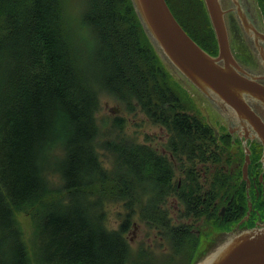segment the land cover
I'll return each mask as SVG.
<instances>
[{
  "label": "trees",
  "instance_id": "trees-1",
  "mask_svg": "<svg viewBox=\"0 0 264 264\" xmlns=\"http://www.w3.org/2000/svg\"><path fill=\"white\" fill-rule=\"evenodd\" d=\"M166 1L188 34L215 53L203 3L189 10ZM88 31L98 46L92 55L78 38ZM76 58L80 65L100 66L86 75L74 67ZM169 73L130 0H0V264H183L191 257L187 252L198 240L192 224L174 229L167 202L178 199L192 221H218L212 203L230 193L239 177L237 170H224L229 161L219 160L238 159L227 149L229 139L220 145L208 123L182 107L185 95ZM102 93L129 108L135 102L163 127L171 157L145 143L119 140L106 143L112 162L104 168L95 143ZM114 125L122 127V117ZM196 160H204V181ZM56 174L59 183L51 179ZM107 202L129 206L119 232L97 222L105 218ZM17 213L32 222V251ZM133 216L161 241L168 238L173 251L153 261L141 244L132 254L122 233Z\"/></svg>",
  "mask_w": 264,
  "mask_h": 264
},
{
  "label": "water",
  "instance_id": "water-1",
  "mask_svg": "<svg viewBox=\"0 0 264 264\" xmlns=\"http://www.w3.org/2000/svg\"><path fill=\"white\" fill-rule=\"evenodd\" d=\"M131 1L144 31L164 61L203 92L223 115L248 124L264 143V121L251 106L256 101L264 107V83L245 72L233 57L224 19L227 10L221 0H204L218 43L216 56L204 51L184 31L165 0ZM253 1L255 4L250 6L256 5L263 23L264 0ZM173 2L193 10L203 0ZM232 10L254 45L262 49L260 42H264V34L253 25L243 4L234 0ZM232 41L236 53L246 61L247 50L234 39ZM245 158L244 175L248 164L247 156ZM240 224L220 232V236L197 256L194 264H264V221L257 222L252 228L240 227Z\"/></svg>",
  "mask_w": 264,
  "mask_h": 264
},
{
  "label": "rangeland",
  "instance_id": "rangeland-1",
  "mask_svg": "<svg viewBox=\"0 0 264 264\" xmlns=\"http://www.w3.org/2000/svg\"><path fill=\"white\" fill-rule=\"evenodd\" d=\"M81 3L83 0H80ZM75 21L79 20L80 13L75 11L74 13ZM71 28L79 31V25L75 24L74 21L69 22ZM93 32H81L78 37L79 42H86L87 45L85 49L92 55V52L98 49V46L93 45V39L91 38ZM102 45L99 49H103ZM76 52V49L74 50ZM105 52V49L104 51ZM106 54V53H105ZM97 57V55H96ZM88 63H90V58H87ZM74 67L84 74L87 75L88 70H92L95 66H100L99 64H84L80 65V62L76 58V63L72 61ZM169 68V69H168ZM168 70L170 75L173 77V86L178 90L181 95H185V101H181L182 107L189 109L191 112L197 114L204 122H209L217 133H220L225 129L223 126L222 118L213 108L214 106L205 98L193 85H191L182 75L176 72L170 65H168ZM104 69L102 70V72ZM110 84L111 82H107ZM111 85V84H110ZM190 102V105L187 102ZM96 123L99 126V133L96 138V151L100 162L103 167L109 169L112 162V154L106 147L107 142L118 143L119 140H124V142L136 141L143 143L148 138V142L152 143L154 146L159 147L160 150L165 149L166 139L170 136L168 132L161 126L154 125L145 114H143L137 107L135 102H132L130 108L127 107V103L123 101L115 100L113 97L102 93L99 96V108L95 113ZM116 117H122L123 126L118 127L114 125V119ZM229 139V137L225 136ZM230 140V139H229ZM223 142V141H222ZM219 144L221 142L219 141ZM227 149L236 153L240 149L238 143H233L227 146ZM264 165H262L263 167ZM179 175L177 174V178ZM53 181L59 183L58 175L51 177ZM177 183V181L175 182ZM139 204V203H138ZM174 203L172 200L167 202V209L169 210V216L172 218V227L180 226L176 218V213L173 211ZM177 205V203H175ZM135 206V205H134ZM129 206L123 205L117 202H107L103 205V211L105 213V218L103 220L98 219L103 227L107 230H117L120 225L128 218L129 212L126 210ZM175 209V207H174ZM176 211V209H175ZM261 216L264 217V213L261 212ZM16 218L19 223V227L23 233V239L28 246L29 251H32V237H33V227L32 222L28 215L25 213H17ZM135 224H132L131 229L125 231V237L129 244V249H131L132 254H134L138 248V245L143 241V244L153 249L155 252L166 251L168 249L169 239L165 238L164 241L157 240L154 238L155 229L147 231L144 221H140L137 216H133ZM195 226L198 227V221H195ZM213 234L209 235L212 238ZM195 251H189L188 256L194 257ZM192 257H188L184 260L183 264H190ZM130 264H133L130 261ZM181 264V262H180Z\"/></svg>",
  "mask_w": 264,
  "mask_h": 264
},
{
  "label": "flooded vegetation",
  "instance_id": "flooded-vegetation-1",
  "mask_svg": "<svg viewBox=\"0 0 264 264\" xmlns=\"http://www.w3.org/2000/svg\"><path fill=\"white\" fill-rule=\"evenodd\" d=\"M238 1L243 4L248 17L250 18L256 29L264 34V28L261 26L259 12H257L255 6H250L254 3V1ZM226 18L227 21H230L228 24V29L231 47L236 59L238 60L239 65H241L243 70L249 75L256 76L259 82L264 83V42H260L262 49H259L254 45L253 40L244 31L241 24L237 22L238 18L236 12L233 11L231 7H229ZM232 39H234L240 47H244L247 50L249 56L246 61L236 53ZM251 106L264 121V107L256 101L252 102ZM223 118L224 123L222 124L225 127L223 131L226 130L227 132H223L222 134L220 133L219 135H226L231 137L236 136L235 138H238L240 141L241 138H244L240 135H247L252 138V140L249 142L251 148V161L248 165L247 176L245 177V179L242 177V175L239 176L241 183L239 182V184H237L235 188L232 189L230 195H224L222 197V199H224V202L215 200L212 203L211 209L215 212V216L219 217L218 221L211 220L213 217H200L201 220L199 224H201L203 230L198 229L196 232V230L193 229L195 231V236H198L199 240L205 233H207L206 229L223 228L224 226L226 227L240 221L242 218L239 219L234 217L231 219L233 215L237 214L239 208H241V210L245 208V214L250 206L251 217L248 220L249 223H251L252 219L257 214H261V212L264 213V169L261 163L263 159L262 157L264 156V143L258 136L254 135L253 130L248 124H243L239 120L232 121V119L227 116H223ZM258 152H260V154H258ZM236 157L239 159L240 154L237 153ZM203 161L204 160H196V163L203 164ZM209 161L211 160H208V162ZM223 162L227 163L228 160H224ZM238 163L235 167L225 166V169H230L231 171H233L238 167ZM218 209H220V212L217 211ZM257 218L255 220H257Z\"/></svg>",
  "mask_w": 264,
  "mask_h": 264
}]
</instances>
